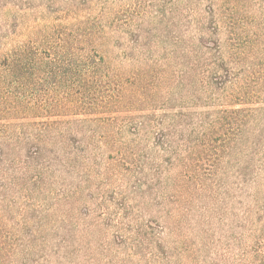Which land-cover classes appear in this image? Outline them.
<instances>
[{
  "label": "trees",
  "instance_id": "obj_1",
  "mask_svg": "<svg viewBox=\"0 0 264 264\" xmlns=\"http://www.w3.org/2000/svg\"><path fill=\"white\" fill-rule=\"evenodd\" d=\"M170 1L0 0V264H264V52Z\"/></svg>",
  "mask_w": 264,
  "mask_h": 264
},
{
  "label": "rangeland",
  "instance_id": "obj_2",
  "mask_svg": "<svg viewBox=\"0 0 264 264\" xmlns=\"http://www.w3.org/2000/svg\"><path fill=\"white\" fill-rule=\"evenodd\" d=\"M124 3L134 5L140 1L144 6L163 7L164 0H122ZM177 0H171L167 7H171L169 14L173 19L177 18L175 12ZM203 3L202 5L221 4V10L233 18H238L242 23V36L246 39L255 41V47L258 53L264 52V0H191L192 5ZM259 62V61H258ZM259 65H257L258 67ZM262 76L261 71L258 72Z\"/></svg>",
  "mask_w": 264,
  "mask_h": 264
}]
</instances>
